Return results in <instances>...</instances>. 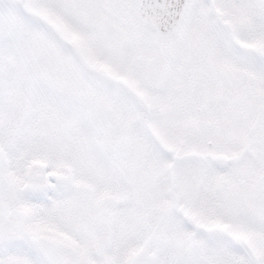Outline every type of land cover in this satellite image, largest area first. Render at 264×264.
Returning a JSON list of instances; mask_svg holds the SVG:
<instances>
[{"label":"snow or ice","instance_id":"snow-or-ice-1","mask_svg":"<svg viewBox=\"0 0 264 264\" xmlns=\"http://www.w3.org/2000/svg\"><path fill=\"white\" fill-rule=\"evenodd\" d=\"M0 264H264V0H0Z\"/></svg>","mask_w":264,"mask_h":264}]
</instances>
